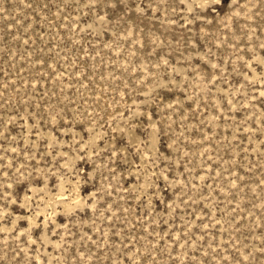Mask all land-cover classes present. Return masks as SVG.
<instances>
[{"label":"rangeland","instance_id":"1","mask_svg":"<svg viewBox=\"0 0 264 264\" xmlns=\"http://www.w3.org/2000/svg\"><path fill=\"white\" fill-rule=\"evenodd\" d=\"M0 264H264V0H0Z\"/></svg>","mask_w":264,"mask_h":264}]
</instances>
